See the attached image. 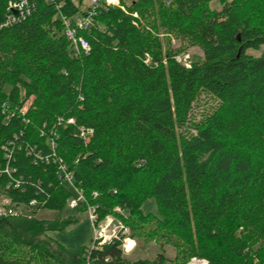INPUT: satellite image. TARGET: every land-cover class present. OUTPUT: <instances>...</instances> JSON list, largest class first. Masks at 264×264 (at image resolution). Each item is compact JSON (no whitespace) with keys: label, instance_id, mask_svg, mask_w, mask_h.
Segmentation results:
<instances>
[{"label":"trees","instance_id":"trees-1","mask_svg":"<svg viewBox=\"0 0 264 264\" xmlns=\"http://www.w3.org/2000/svg\"><path fill=\"white\" fill-rule=\"evenodd\" d=\"M15 1L0 0V196L26 215L0 217V264H264V0H119L97 9L79 56L60 19L83 14L74 0H29L5 25ZM189 48L202 58L187 67ZM202 94L218 106L194 122ZM51 144L96 224L115 215L174 259L130 262L120 241L73 253L48 237L78 222L36 218L72 197ZM151 198L157 215L141 211Z\"/></svg>","mask_w":264,"mask_h":264},{"label":"rangeland","instance_id":"rangeland-1","mask_svg":"<svg viewBox=\"0 0 264 264\" xmlns=\"http://www.w3.org/2000/svg\"><path fill=\"white\" fill-rule=\"evenodd\" d=\"M125 5H130L134 0H123ZM230 1V0H227ZM74 4L78 7L80 11H84L89 5L88 0H84L81 4H79L78 0H74ZM224 4L219 1H213L209 4V8L215 11H220L223 8ZM180 42L172 39L171 46L176 49L180 47ZM248 54L253 56H259L261 51L255 52L253 50L248 51ZM202 58V52L198 48H189L184 56H179L177 58L178 62L189 64L191 62L199 61ZM31 104V100H29L25 106L22 108V112H25ZM218 106V101L214 98L202 94L197 102L193 106V119L194 122H199L207 116L212 115ZM9 201L0 196V213H2L5 209L9 208ZM81 207H77L75 209H70L67 206L64 207L62 211H51L47 209H41L38 211L36 218L38 220L43 221H63L69 217H75L78 219V222L74 225L69 226L63 232H49L47 236L51 239L55 240L61 246H63L69 252H76L82 247L90 248L93 242V227L88 220V215L86 212H81ZM117 214L120 216H126L125 212L119 208H116ZM141 211L143 214H155L157 215L158 207L154 198L148 199L141 207ZM1 217V216H0ZM114 219V224L117 222H121L124 226V230L126 233L124 236L129 237L131 240L129 241V246L133 245V241L135 246L129 253H123L124 258L130 262H135L139 260H153L157 254L161 251L164 256L173 260L175 257V249L170 245H165L163 248H160L159 244L155 241L144 242V239L136 240L131 237V232L124 225V223L115 215L111 216ZM101 222V221H100ZM111 228V227H110ZM133 240V241H132ZM192 259L203 260L197 257L191 258L187 264H191Z\"/></svg>","mask_w":264,"mask_h":264},{"label":"built area","instance_id":"built-area-1","mask_svg":"<svg viewBox=\"0 0 264 264\" xmlns=\"http://www.w3.org/2000/svg\"><path fill=\"white\" fill-rule=\"evenodd\" d=\"M47 4H56V0H44ZM89 5L87 8L82 11L83 14H77L73 17H66L63 15H60V19L62 21L63 27H64V34L66 36V39L68 40L70 44L71 53L73 56H79V55H87L90 51V46L87 40L80 34L81 32L90 31L92 28L95 27V22L93 17L96 15V11L100 7H109V6H119V0L116 2L111 0H104V2H101L100 0H88ZM29 0H20L15 2H9L7 11H8V17L6 20V24L8 23H14L16 20H18L17 15H26L29 13L27 7H28ZM16 12V14H15ZM148 61V57H147ZM185 65L188 67V64L185 63ZM68 124H74V119H69L67 121ZM92 135V131L90 129L84 130L80 129V136L82 139L87 140L88 137ZM51 151L53 152V156L55 159V162H57L58 168H57V176L58 179L62 182V184L68 188L71 193L72 197L68 201V207L70 209H75L79 206L85 205L86 207V213L88 215V220L91 223L93 227V244L90 247V249H100L102 246L112 243L114 241H120V248L123 253H129L133 247L135 246V243L133 241V245L129 246V241L131 240L129 237L124 236L126 231L124 230V226L121 222H117L114 224V219L111 217L112 215L106 216L101 222L96 224V206H92L87 204L83 193L80 189H78L74 184V176L73 173L68 171L67 166L63 163V161L55 156V147L53 144H51ZM39 154V158H40ZM6 173L9 174V171L6 170ZM93 198L97 197V193H92ZM30 205H36V203L33 201ZM115 211H118L115 209ZM26 213H24L23 209L21 207H9L5 209L2 213H0L1 217L5 216H11V217H19V216H25ZM111 227V228H110ZM191 264H207L205 260H196L192 259Z\"/></svg>","mask_w":264,"mask_h":264},{"label":"bare ground","instance_id":"bare-ground-1","mask_svg":"<svg viewBox=\"0 0 264 264\" xmlns=\"http://www.w3.org/2000/svg\"><path fill=\"white\" fill-rule=\"evenodd\" d=\"M111 1H114V2H116L117 0H111Z\"/></svg>","mask_w":264,"mask_h":264},{"label":"water","instance_id":"water-1","mask_svg":"<svg viewBox=\"0 0 264 264\" xmlns=\"http://www.w3.org/2000/svg\"><path fill=\"white\" fill-rule=\"evenodd\" d=\"M15 14H16V12H15Z\"/></svg>","mask_w":264,"mask_h":264}]
</instances>
